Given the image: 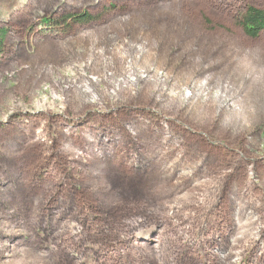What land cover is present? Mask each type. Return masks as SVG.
<instances>
[{
	"label": "rangeland",
	"instance_id": "rangeland-1",
	"mask_svg": "<svg viewBox=\"0 0 264 264\" xmlns=\"http://www.w3.org/2000/svg\"><path fill=\"white\" fill-rule=\"evenodd\" d=\"M250 5L264 10L0 0V264H67L53 246L73 224L88 249L130 219L151 229L132 242L147 240L167 225L159 207L179 224L144 264H264V29L250 37L239 25ZM227 85L251 104L242 119L214 100Z\"/></svg>",
	"mask_w": 264,
	"mask_h": 264
},
{
	"label": "trees",
	"instance_id": "trees-1",
	"mask_svg": "<svg viewBox=\"0 0 264 264\" xmlns=\"http://www.w3.org/2000/svg\"><path fill=\"white\" fill-rule=\"evenodd\" d=\"M68 19H74V22H84L90 19V15L83 14V17L80 19L78 15H67ZM46 22H49V19H44ZM206 24H210L207 19H205ZM239 25L242 27L245 34H247L250 37H257L260 32L264 29V10L259 9L255 6H247L246 10L244 11L243 15L241 16L239 20ZM4 34V31H1V35ZM248 59H245V62H247ZM249 62V61H248ZM199 89H208V83H202L200 85H197ZM257 87V86H256ZM189 89V88H188ZM258 89V90H257ZM251 89L252 92L255 90V95H263L264 94V82H260L258 87ZM86 91V89H84ZM252 92H249L252 95ZM222 93H225L222 96ZM236 93L237 90H235L233 87L230 86H222L220 93L217 92L214 93V100L217 101V103L221 104V100L224 102V108L226 111H229V113L232 114L233 121L242 119L244 117V114L246 112L250 111L251 104L249 103V100L243 99L241 101H236ZM207 96V94H202V96ZM207 100V98H206ZM204 100V101H206ZM219 106V105H217ZM242 121L239 123H233V124H241ZM72 153V152H71ZM63 185V184H62ZM136 193L137 191L134 190ZM139 192V191H138ZM197 200V199H196ZM198 201V200H197ZM196 201V204H197ZM204 200H202L203 202ZM199 202V201H198ZM203 209H207L208 205L205 204L202 205ZM159 209H162L159 214H162V219L165 224L164 228L161 226H158L159 223H155V229H153V232L146 233L148 239L144 241H136L132 242V236H134V232L140 231L147 227V221H138V220H132L130 219L129 222L125 223L123 229H122V235L119 238H115L112 240L111 243H107L106 245H100L93 249H88L86 246H83L81 242L76 241V236H79L81 234V229L76 225L73 224L70 226V230L65 229L59 230L55 233L56 237L62 240V242L66 245H61L58 243H55L53 246V250L55 251L58 261L59 262H66L67 264H144V258L145 257H154L156 259L157 255L162 252L160 250L159 244H161V241L158 242V236L161 234H169V237H174L175 234L171 230V220L173 221V224L176 225L179 224L178 221H176V218H174L177 215V210L170 207L169 209L172 210V214L170 212L164 213L166 207H162ZM66 215L62 214L61 219H64ZM67 217L74 218L73 215L68 214ZM61 224V221L57 222V225ZM147 229L145 232H150ZM214 236V235H213ZM143 237V236H139ZM146 237V238H147ZM145 238V239H146ZM150 241V243H149ZM68 246L69 252L64 251V248ZM73 247H77L79 251L75 252ZM75 252V253H71ZM216 252H212V255H215ZM216 258L219 260H224L226 262V258L230 260L232 257H225V256H219L218 254L215 255ZM230 262V261H229ZM151 264H161L158 260L153 261ZM235 264H238L235 262Z\"/></svg>",
	"mask_w": 264,
	"mask_h": 264
}]
</instances>
